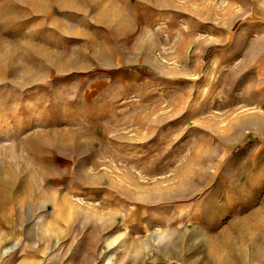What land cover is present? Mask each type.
<instances>
[{"label": "rangeland", "instance_id": "374dc122", "mask_svg": "<svg viewBox=\"0 0 264 264\" xmlns=\"http://www.w3.org/2000/svg\"><path fill=\"white\" fill-rule=\"evenodd\" d=\"M0 264H264V0H0Z\"/></svg>", "mask_w": 264, "mask_h": 264}]
</instances>
